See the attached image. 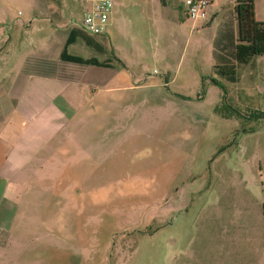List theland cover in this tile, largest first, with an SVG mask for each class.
Returning a JSON list of instances; mask_svg holds the SVG:
<instances>
[{"label":"rangeland","instance_id":"374dc122","mask_svg":"<svg viewBox=\"0 0 264 264\" xmlns=\"http://www.w3.org/2000/svg\"><path fill=\"white\" fill-rule=\"evenodd\" d=\"M180 6L112 0L94 37L103 51L67 46L109 67L59 69L91 97L30 181L0 264H264V54L226 81L212 41L224 23L235 33L233 0H212L201 23ZM81 11V0H0L3 58L58 67ZM254 11L264 21V0Z\"/></svg>","mask_w":264,"mask_h":264},{"label":"crops","instance_id":"0c3cea01","mask_svg":"<svg viewBox=\"0 0 264 264\" xmlns=\"http://www.w3.org/2000/svg\"><path fill=\"white\" fill-rule=\"evenodd\" d=\"M254 9L255 0L253 17ZM112 20L110 15V23ZM6 46H0V247L17 211L29 197L30 181L42 175L46 159L58 149L57 145L60 147L65 129L91 97L84 78L61 71L74 66L59 60L60 50L58 67L34 68L29 56L4 59ZM46 50L47 44H42L36 56L43 58V64H48L44 60Z\"/></svg>","mask_w":264,"mask_h":264},{"label":"trees","instance_id":"16d2710c","mask_svg":"<svg viewBox=\"0 0 264 264\" xmlns=\"http://www.w3.org/2000/svg\"><path fill=\"white\" fill-rule=\"evenodd\" d=\"M236 31L228 23L216 32L212 41V59L214 72L226 81L236 80L235 68L247 63L253 55L264 54V21L253 17V0H233ZM230 25V26H229ZM81 39L85 45L102 52L103 48L94 37L82 33L77 27L70 28L66 34L58 58L62 62L109 67V60H97L94 57H81L70 54L66 48L75 39Z\"/></svg>","mask_w":264,"mask_h":264},{"label":"built area","instance_id":"2783aa9c","mask_svg":"<svg viewBox=\"0 0 264 264\" xmlns=\"http://www.w3.org/2000/svg\"><path fill=\"white\" fill-rule=\"evenodd\" d=\"M82 11L78 29L91 37H104L111 24L112 0H81ZM212 0H181L180 10L183 16L196 23L210 19Z\"/></svg>","mask_w":264,"mask_h":264}]
</instances>
